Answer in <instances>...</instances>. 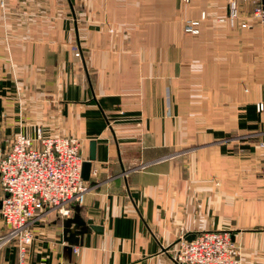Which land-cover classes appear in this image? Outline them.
I'll list each match as a JSON object with an SVG mask.
<instances>
[{
    "label": "crops",
    "instance_id": "crops-1",
    "mask_svg": "<svg viewBox=\"0 0 264 264\" xmlns=\"http://www.w3.org/2000/svg\"><path fill=\"white\" fill-rule=\"evenodd\" d=\"M230 1L0 3V144L38 147L39 130L78 139L85 162L95 143L89 193L35 219L24 264H179L177 242L210 231L264 264V24L252 0L219 22ZM74 216L102 232L69 245ZM0 264H19L15 243Z\"/></svg>",
    "mask_w": 264,
    "mask_h": 264
},
{
    "label": "built area",
    "instance_id": "built-area-1",
    "mask_svg": "<svg viewBox=\"0 0 264 264\" xmlns=\"http://www.w3.org/2000/svg\"><path fill=\"white\" fill-rule=\"evenodd\" d=\"M182 1L189 4L191 0ZM0 3L3 5V0ZM252 16L264 24V0H252ZM238 18V3L231 0L227 15L218 21L234 27ZM206 19L202 11L197 19L187 20L184 33L199 35ZM75 56L80 54L76 52ZM256 109L262 112L264 104L257 103ZM36 140L38 147L30 138L18 134L0 155V218L6 227V233L0 236V249L15 243L19 264H24L25 250L32 244L35 219L49 212L69 217L73 207L81 205L90 191L82 179L78 139L46 137L38 130ZM261 146L264 148V143ZM176 246L174 259L179 264H241V249L226 231L204 232L191 241L181 238Z\"/></svg>",
    "mask_w": 264,
    "mask_h": 264
},
{
    "label": "water",
    "instance_id": "water-1",
    "mask_svg": "<svg viewBox=\"0 0 264 264\" xmlns=\"http://www.w3.org/2000/svg\"><path fill=\"white\" fill-rule=\"evenodd\" d=\"M90 145H91V153H90L89 159L88 161L83 162V165H82V179L84 181L89 180V176L91 173V167H92L91 162L95 160V156H94L95 143L91 142ZM4 150H5V145L0 144V155L3 153ZM71 227H74V231H71L70 229ZM64 228H65V234L69 236V239L67 241L69 242V245L71 246L75 245L74 241H72L73 237L75 238L77 236H83V234L89 233L90 231H94L96 234H99L102 232L101 227H97V226L86 227L85 222L78 216H74L71 219H67L64 222ZM194 238L188 239V240L186 239V240L191 241Z\"/></svg>",
    "mask_w": 264,
    "mask_h": 264
}]
</instances>
